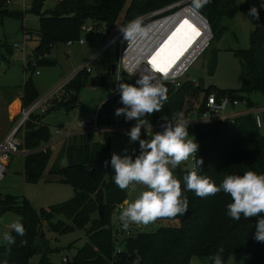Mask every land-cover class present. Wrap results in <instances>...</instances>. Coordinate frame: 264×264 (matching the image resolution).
I'll use <instances>...</instances> for the list:
<instances>
[{
	"label": "trees",
	"instance_id": "obj_1",
	"mask_svg": "<svg viewBox=\"0 0 264 264\" xmlns=\"http://www.w3.org/2000/svg\"><path fill=\"white\" fill-rule=\"evenodd\" d=\"M6 1L0 0V5ZM43 1L32 0L27 10L37 16V28L33 31L36 44L28 56L32 59L28 58L24 64V68H30L31 72L38 65H52L54 61L47 57L50 48L57 42L76 40L81 24L86 21L103 24L105 30L109 31L115 23L120 27L136 17L178 0H64L63 8L54 5L42 10ZM233 1L210 0L199 13L209 25V19L214 16L230 15L234 9ZM258 11L259 20L249 32L248 47L234 50L243 74L239 90L220 91L213 86L203 88L198 82L193 84L190 79L180 81L176 88L165 84L168 98L163 109L142 119L150 124L156 117L171 120L176 113L184 115L197 100L198 93L201 99L209 92L234 96L240 94L250 104H256L249 97L251 93H259L264 99V7L261 4ZM82 74L88 72L79 69L67 83V88L72 90L76 85L84 83L86 79ZM107 77L92 85L113 86ZM21 88L20 106L26 109L37 97L30 76L24 78ZM67 97H62L58 102L52 101V107L66 108L74 105V94L71 93L68 101H65ZM123 107L120 94L109 97L99 112L98 123H138L135 119L126 120L123 114H114L116 108ZM19 131L21 134H16L20 139L19 149L30 151L21 158L23 180L35 182L44 171L47 161L54 157L56 164L48 172L58 175L59 182L69 184L72 195L63 202L38 211H34L24 198L0 195V214L11 209L25 228L24 236L10 229L15 244L10 246V252L6 241L0 244V264L4 260H7V264H29L30 257L36 253H39L37 264H52L46 255L47 250L51 249L47 247V241L43 239L39 244L36 240V227H41L42 222L48 230L58 234L73 228H83L86 241L76 249L70 261L65 258V264H133L137 257L140 258L139 264H187L191 256L212 260L210 257L221 248L224 250L223 260L230 253H247L249 260L246 264H264V243L254 239L257 222L264 217V213L248 219L241 216L239 221H235L226 214V206L232 202L229 195L220 192L202 199L187 190L183 177L194 166V161L188 168L177 167L173 170L174 176L181 181L182 196L189 200L188 211L182 216L158 219L167 224L153 230L127 232L117 242L120 247H116L113 210L125 199L126 191L120 190L114 183L115 170L111 165L109 135H102L101 142L91 141L96 148L88 144L90 135H79L77 142L64 141L54 150L45 148L32 151L49 140L48 126L29 114L28 119L17 128L16 132ZM154 134L141 137L150 140ZM190 139L199 145L196 158H203L204 161L199 166L201 169H198V174L210 178L217 186L230 174L243 175L246 171L264 174V134L255 128L250 116L195 125ZM101 148H104L103 152L94 159ZM141 151L140 147L132 146L126 156L135 160ZM60 159H64L63 165L59 164ZM105 161H108L106 167ZM55 216H62L67 222L60 218L53 221ZM22 240L27 243L22 245Z\"/></svg>",
	"mask_w": 264,
	"mask_h": 264
},
{
	"label": "rangeland",
	"instance_id": "obj_2",
	"mask_svg": "<svg viewBox=\"0 0 264 264\" xmlns=\"http://www.w3.org/2000/svg\"><path fill=\"white\" fill-rule=\"evenodd\" d=\"M59 1L44 0L42 10L53 7ZM261 1L234 0V9L230 15H217L209 19L210 38L207 46L187 67L185 73L182 75L181 81L194 79L203 88L213 86L220 91L239 90L242 84L243 74L242 67L234 55V50L246 49L248 47L249 32L253 29L257 21L249 16L248 13L253 6L259 9ZM31 2L32 0H8L7 3L0 5V63L4 59L9 65L5 66V69H2V83L6 82L13 86L15 82V79H13L14 76L17 75L20 80L30 76V80L37 93L36 100L47 97L56 88L60 87L56 92L57 95L54 94L52 95L53 97L50 96L47 100L51 105L50 107H45L47 104L42 103V106L31 113L39 121H41L42 117L41 122L48 126L49 133L52 135L53 128L57 125L67 129H73V124L77 119L90 118L96 110H98L99 114L102 111L103 103L112 95L113 86H93L89 84V80L92 79L95 82L105 79L110 65L113 63L116 64L117 43L111 45L105 51L98 52L97 49L109 38L113 37L119 31V27L115 23L109 31L96 28L90 35L85 37V41L81 45L73 43L70 46H66L63 42L55 43L47 54V57L52 59L54 63L52 65L36 66L35 70L38 71V74L35 75L33 71L31 72L30 68L22 67L20 59L21 53L13 52L9 55L6 54L8 45L13 41L18 42L21 25L27 27L32 32L31 35L35 37L33 30L37 28V16L27 11L29 7H25V5H30ZM142 16L136 18H141ZM35 42L36 37L27 43L25 51L30 52L29 46ZM90 57L91 60L89 59ZM86 65H89L91 69L88 74H82V77L86 81L76 85L72 90L67 88V83L75 72L80 68H84ZM101 75H104L105 78L93 79ZM71 93L74 94L76 99L75 107L69 108L67 111L63 106L52 107V101L58 102L67 96L64 100L68 101ZM197 97V99L201 98V94L198 93ZM249 97L257 105L263 103V98L259 93H251ZM43 109L45 110L42 112L41 110ZM43 113L44 115L42 116ZM114 124L120 125L121 123L114 122ZM98 125L104 126L99 123ZM126 132L129 131L125 130L119 134L116 132L102 134L109 135V151L111 155L116 153L121 158H124L132 146L140 147L138 140L131 144H126L129 138L125 134ZM188 132L190 139L193 134V126H188ZM16 134L20 135L21 131L16 132ZM79 135L82 137V134H72L60 140V142L58 141L56 143L57 145H55L59 147L62 142H69L70 140L72 141L71 143L77 142ZM90 136L91 138L88 144L90 147L96 148L91 141L101 142L102 136L99 139L97 135L90 134ZM140 138L146 139L144 137ZM103 150L104 148H101L100 151L98 150L94 159L101 155ZM55 164L54 157H51L47 161L44 171L35 182H25L21 174V160L13 156L9 164L5 167L4 176L0 180V195L10 194L24 198L34 211H38L40 208L48 209L50 205L67 200L72 195L70 185L59 182L58 175L48 172ZM59 164L63 165L64 159H60ZM178 167L188 168L190 167V162L182 163ZM144 190L146 189L143 185L130 186L125 190V199L129 196V199L134 201ZM124 200L113 210L112 222L116 228L114 234L116 247H120V243L117 242L127 232L150 231L158 226L167 224V222L161 220L146 227L133 224L128 230H124L122 223L118 219L124 206ZM114 216L116 217L115 220L113 219ZM57 218L67 222L62 216H55L52 220L55 221ZM15 221H20V219L11 209L5 210L0 214V244L4 243L3 235L5 232L9 233L10 225ZM40 228L44 233V237L40 239L36 237V240L39 241V244L43 239L47 241V247L51 249L47 250L46 255L52 264H65L61 260L63 257L70 261L76 249L86 241L83 228H73L62 234L48 230L44 222H42ZM38 258L39 253L33 254L29 259V264H37ZM248 260L249 254L235 252L228 254L227 258L223 260V264H246ZM187 264H214V261L203 257L191 256Z\"/></svg>",
	"mask_w": 264,
	"mask_h": 264
},
{
	"label": "clouds",
	"instance_id": "obj_3",
	"mask_svg": "<svg viewBox=\"0 0 264 264\" xmlns=\"http://www.w3.org/2000/svg\"><path fill=\"white\" fill-rule=\"evenodd\" d=\"M209 3L210 0H190V9L199 12ZM261 7H264V0ZM248 15L259 20V11L255 6L250 8ZM118 30L128 42L145 35V28L139 18L120 26ZM162 79L167 80V76H162ZM119 81L117 88L125 107L116 108L114 114H123L126 120L138 121L130 132L125 134L132 141L138 140L142 151L135 160L131 156L121 158L116 153L112 154L114 183L120 190H127L134 185H143L146 189L134 201H124L118 217L124 230H128L133 224L146 227L158 219L182 216L188 211L189 200L182 196L181 181L174 176L173 170L190 158L194 161V166L183 177L187 190L193 191L202 199L220 192L229 195L232 202L227 204L226 214L235 221H239L241 216L248 219L264 213V174L254 171H246L243 175L230 174L218 186L210 178L199 175V166L203 165L204 161L203 158H196L199 145L189 139V122L184 119L182 113H176L171 120H166L161 125L164 130L155 133L150 140L141 139L142 126H151L142 117L163 109L168 98V88L164 83L157 82L154 74L141 73L135 85ZM117 88L113 89V92H116ZM104 164L106 167L108 161ZM10 228L19 236L25 235V228L19 221L13 222ZM3 239L10 252L15 238L5 232ZM254 239L264 243V217L257 222ZM26 243V240L21 241L22 245ZM223 251L221 248L210 257L214 264H223ZM139 259L137 257L133 264H139ZM3 264H7V260H4Z\"/></svg>",
	"mask_w": 264,
	"mask_h": 264
},
{
	"label": "built area",
	"instance_id": "obj_4",
	"mask_svg": "<svg viewBox=\"0 0 264 264\" xmlns=\"http://www.w3.org/2000/svg\"><path fill=\"white\" fill-rule=\"evenodd\" d=\"M8 0L5 2L7 3ZM28 7V6H25ZM188 9L195 13L202 21L203 25H206L209 31V37L202 43L198 44L196 48L190 51L189 55L185 58L183 63L173 69L166 70L164 72L156 71L151 69L147 63L151 55V50L161 41L164 35L173 27V25L179 19L181 15L180 10ZM182 17H185L181 15ZM187 17V16H186ZM185 17V18H186ZM190 17V16H189ZM142 25L145 28V35L141 38H138L135 41H126L123 38V34L119 31L101 46L100 51H105L113 44L117 43V58L115 64V74L112 75L113 89L117 88V81H121L122 75L121 71L125 73V78L129 80V84L136 83V80L140 77L141 73L154 74L156 76L157 82H162L164 84H169L172 87L176 88L182 75L185 73L187 67L192 63L193 60L204 50L207 46L208 40L210 38V29L206 19L199 13L190 9V0H178L170 4H167L163 7L157 8L144 14L141 18ZM191 19V18H190ZM165 21V22H164ZM198 28V26H196ZM105 29L103 24H98L94 21H86L80 26L79 36L76 40H66L64 44L70 46L73 43L79 45L83 44L85 37L90 35L94 30ZM201 31L199 28L197 29ZM30 38L29 34L24 32L21 35V40L19 43H12L11 47L17 52L24 53L25 43ZM99 51V52H100ZM25 64V63H24ZM32 66L34 65L31 62ZM86 72H89V67L86 65L83 68ZM33 73H37L36 70ZM166 75L167 80H163L162 76ZM119 81V82H120ZM193 84H196L194 79H190ZM60 87L56 88L50 95L45 98H42L40 101H36L31 104L28 108L22 109L20 112V118L18 123L0 140V180L4 176V170L6 163L10 159V156L17 153L19 149L20 139L16 135V130L19 125L26 119H28L29 114L42 103H46L49 106L47 101L50 96L57 95L56 92ZM120 94V91L117 88L116 92L112 91V96H117ZM242 105V106H240ZM45 109L41 110L42 112ZM250 116L255 128L264 134V105L250 104L247 99L242 95H230L228 93L215 94L209 92L202 99L199 98L191 106V108L185 112L183 115L184 119L189 122V126L202 125L212 121L219 120H230L242 116ZM99 114L96 110L90 118L77 119L74 122L73 129H67L62 126H55L53 128L52 138L41 143L34 150H43L48 148V144H53L56 141H60L65 137L71 136L72 134H82V135H97L101 136L106 132H116L121 133L125 130L130 132L131 128L134 127L137 123L131 122L129 124H108L104 126L98 125ZM165 119L156 117L151 126H142L141 133L142 135L149 136L151 133L162 132L164 129L161 126L165 123ZM190 166L193 164L192 158L189 159ZM62 262L65 261V258H61Z\"/></svg>",
	"mask_w": 264,
	"mask_h": 264
},
{
	"label": "bare ground",
	"instance_id": "obj_5",
	"mask_svg": "<svg viewBox=\"0 0 264 264\" xmlns=\"http://www.w3.org/2000/svg\"><path fill=\"white\" fill-rule=\"evenodd\" d=\"M179 13L187 17L185 18L180 15L173 27L151 50V55L147 62L151 69H155L156 71L164 69L166 71L179 67L190 51L196 48L198 44H202L209 37L207 26L203 25L195 13L186 8L180 10ZM196 26L201 31L197 30Z\"/></svg>",
	"mask_w": 264,
	"mask_h": 264
},
{
	"label": "crops",
	"instance_id": "obj_6",
	"mask_svg": "<svg viewBox=\"0 0 264 264\" xmlns=\"http://www.w3.org/2000/svg\"><path fill=\"white\" fill-rule=\"evenodd\" d=\"M25 6H28V5H25ZM21 20H22V17H21ZM24 32L28 33L29 36H30L29 40L26 41L25 46L27 45L28 42H30V40L32 38H35V37H33L31 35L32 32L29 31L27 27L21 25V28H20V36H19V39L17 40L18 42L13 41L12 43H14V42L19 43L20 40H21V35ZM11 44L8 45V47H7V52H6L7 55L12 54L13 52H17V51H15V50L12 49ZM35 44H36V42L35 43H32L29 46L30 52H26V51H24V53L17 52V53H21L20 54V59H21V62H22L21 63L22 67H25L24 66V63H26V60L29 58L28 56L32 54V49L35 47ZM101 46L97 49L98 52L100 51ZM96 54H97V52H96ZM29 59H32V58L30 57ZM89 59L91 60V57ZM5 66H9V65H8V63H6V60L3 59V60H1V63H0V71H1L0 72V140L15 126V124L17 123V121L20 118V112L22 110V108L20 106V95H21V91H22L21 85H22V82H23L24 79L23 80L22 79L20 80V78H18V76L16 75V76L13 77V79H15V82H14L13 86H11L10 84H7L6 82L5 83L4 82L2 83V69H5ZM88 67H89V65H88ZM80 69H82V68H80ZM89 69H90V67H89ZM34 70H35V67L32 69V71H34ZM90 71H91V69L89 70V72ZM36 74H38V71H37ZM108 74H109V71H108V73L106 75H108ZM98 77L104 78L105 76L104 75H101V76H98ZM93 79H98V78L95 77ZM36 101H40V100H35V102ZM260 105H264V99H263V103H261ZM40 106H42V104L38 105V107H36L33 111H35ZM72 107H75V104L74 105H69L68 107H66V108L64 107V108L67 111V110H69V108H72ZM43 115H44V113L42 114V116ZM41 121H42V117H41ZM41 123H43V122H41ZM43 124H45V123H43ZM73 126H74V124H73ZM101 136L100 137L98 136V139L101 138ZM51 138H52V135H50V139ZM129 139H130V137L128 138V140ZM48 141H50V140H48ZM57 142L58 141H56L55 143L50 144V145L48 144V149L54 150L55 147H56V145H57L56 144ZM32 151H35V150L33 149ZM28 152H30V151L29 150H24V149H18V152L17 153H15V154H13V155L10 156V159L6 163V166L9 164V162H10V160H11V158L13 156H15L16 158H18V159L21 160L22 156L24 154L28 153ZM125 200H127L129 202H132L129 199V196H127V198ZM10 229H9V231H10Z\"/></svg>",
	"mask_w": 264,
	"mask_h": 264
},
{
	"label": "water",
	"instance_id": "obj_7",
	"mask_svg": "<svg viewBox=\"0 0 264 264\" xmlns=\"http://www.w3.org/2000/svg\"><path fill=\"white\" fill-rule=\"evenodd\" d=\"M59 8H63L64 7V0H60L57 4H56ZM115 74V64H111L110 65V68H109V75L107 77L108 80L112 81V75ZM120 74L122 75V78H121V81L120 82H123V83H128L129 80L125 78V73L123 71L120 72ZM96 78H100L101 77H96ZM94 83V81L92 79L89 80V84L92 85ZM141 136H142V133H141ZM134 141L131 140V138L127 141L126 144H131L133 143ZM36 231L38 232V236L37 238L40 239V238H43L44 237V233L42 231V229L40 228V225H37L36 227Z\"/></svg>",
	"mask_w": 264,
	"mask_h": 264
},
{
	"label": "snow or ice",
	"instance_id": "obj_8",
	"mask_svg": "<svg viewBox=\"0 0 264 264\" xmlns=\"http://www.w3.org/2000/svg\"><path fill=\"white\" fill-rule=\"evenodd\" d=\"M161 70H164V69H161Z\"/></svg>",
	"mask_w": 264,
	"mask_h": 264
}]
</instances>
